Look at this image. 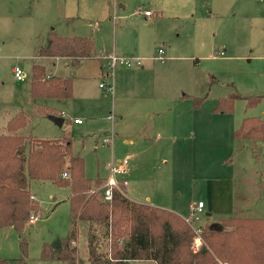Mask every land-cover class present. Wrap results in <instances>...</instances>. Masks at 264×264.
<instances>
[{
	"label": "rangeland",
	"instance_id": "rangeland-1",
	"mask_svg": "<svg viewBox=\"0 0 264 264\" xmlns=\"http://www.w3.org/2000/svg\"><path fill=\"white\" fill-rule=\"evenodd\" d=\"M54 33L91 37L97 56L79 67L70 58L34 59ZM159 49L165 61L155 59ZM110 51L146 62L130 71L118 66L104 80L100 56ZM34 64L73 79V98L51 101L65 112L61 127L31 116ZM16 66L25 73L23 82L15 79ZM103 82L113 92L100 89ZM232 94L241 96L233 110L218 111L219 100ZM255 97L262 99L250 102ZM20 110L29 121L19 133L70 138L88 178H105L112 160L128 159L129 198L135 201L183 219L202 201L196 225L206 213L209 224L235 215L264 217V143L241 147L234 140L245 118L264 119V0H0V135ZM32 192L41 214L22 232L0 228V255L19 259L20 239H26L28 264H66L44 261L42 254L73 230L70 189L33 182ZM88 227L82 224L72 243L81 264H90Z\"/></svg>",
	"mask_w": 264,
	"mask_h": 264
},
{
	"label": "trees",
	"instance_id": "trees-1",
	"mask_svg": "<svg viewBox=\"0 0 264 264\" xmlns=\"http://www.w3.org/2000/svg\"><path fill=\"white\" fill-rule=\"evenodd\" d=\"M35 57L70 58L78 67L83 60L96 57L91 37H59L51 34L48 44L40 47ZM73 79L48 74L46 67L34 64L31 71V97L34 101L70 100ZM240 95L221 98L218 111L228 113ZM255 97L250 102H258ZM37 103L32 116L61 118L56 108ZM29 118L23 112L12 117L6 134L0 135V228L14 227L22 232L30 218L41 214V207L32 192L33 182H52L58 187H69L73 230L62 242V247H46L42 260L81 264L78 250L72 245L82 224L87 231V258L90 264H129L152 261L155 264H264V217L233 216L213 224L199 225L202 245L194 249L196 234L176 213L136 203L118 191L106 201L99 189L104 178H88L85 159L75 155L69 139L43 140L23 136ZM66 122V120H65ZM234 140L242 147L246 141L264 143V119L245 118L234 132ZM67 177H64V174ZM123 190L126 187L123 186ZM208 219V218H207ZM22 256L0 264H28L27 240L20 239Z\"/></svg>",
	"mask_w": 264,
	"mask_h": 264
},
{
	"label": "built area",
	"instance_id": "built-area-1",
	"mask_svg": "<svg viewBox=\"0 0 264 264\" xmlns=\"http://www.w3.org/2000/svg\"><path fill=\"white\" fill-rule=\"evenodd\" d=\"M145 15L152 16L153 13L149 10H146ZM157 54L158 55L155 56V59H159L161 61L166 60L165 51L163 49H159ZM100 59L108 61L107 71L109 72L107 73V78L112 77L113 71L118 66H121L123 68H130V69L140 68L143 66V61H144L142 58H139V57H135V58L118 57L115 54L101 55ZM13 73L17 81H23L25 79V73L18 66L14 67ZM100 87L105 88L106 91L108 92H112V88L110 86L107 87L106 83L100 84ZM74 122L76 124H82L81 120H75ZM127 165H128V159H125L123 161L112 160V162L110 163L109 178L106 180L105 184H103V186L99 189L103 198L106 201H109L113 198L114 191H118L123 196H126L125 191L123 190V186L125 187L128 186V181L125 178L126 173H127ZM63 176L67 177V174L65 173ZM204 208H205V204L202 201H199L197 204H193L191 206V209H192L191 216L185 219L187 224L191 226V228L194 230L196 234V240L194 242L195 250H198L200 246L202 245V238H201L202 230L199 226L200 224L196 225V223H199L202 221L201 218L204 214ZM36 220L37 218L32 216L30 218V223H34L36 222Z\"/></svg>",
	"mask_w": 264,
	"mask_h": 264
},
{
	"label": "crops",
	"instance_id": "crops-1",
	"mask_svg": "<svg viewBox=\"0 0 264 264\" xmlns=\"http://www.w3.org/2000/svg\"><path fill=\"white\" fill-rule=\"evenodd\" d=\"M148 17H151V16H148ZM101 51V50H100ZM124 52V51H123ZM106 54L105 55H108V54H115V55H117L118 57H126V56H131V55H129V53H127V52H124V53H116V52H105ZM33 58L34 59H41V60H43V61H47L48 59L47 58H41V57H35V55L33 56ZM129 58H135V57H129ZM57 60H59L58 58H55V59H52V61H51V63H54L53 61H57ZM145 60V59H144ZM84 61V60H83ZM82 61V62H83ZM103 62L100 64L101 65V67H102V69L104 70V76H103V78H104V80L106 79V77H107V73L109 72V71H107L108 69H107V67H108V61H106V60H102ZM81 62V63H82ZM145 62H146V60H145ZM81 63H80V65H81ZM40 65H44V64H40ZM65 65L66 66H69L68 65V63H65ZM79 65V66H80ZM45 66V65H44ZM78 66V67H79ZM46 67V66H45ZM13 69H14V67H13ZM135 69H140V68H135ZM46 70H47V68H46ZM124 70H131V69H124ZM100 74H101V72H99ZM48 74H50L51 75V73H48ZM113 74V73H112ZM53 76H55V75H53ZM24 81V80H23ZM23 81H19V82H23ZM104 83V82H103ZM99 88L100 89H105V88H101L100 87V85H99ZM106 90V89H105ZM112 92H113V89H112ZM29 98L27 99V102H29V105L31 106V108H32V111H31V116H32V114H33V111L35 110V104H36V102L37 103H40L39 101H34L33 99H32V97H31V85H30V89H29ZM74 96V95H73ZM73 96H72V98H73ZM49 101V100H48ZM51 101L52 100H50L49 102H48V104L46 105V106H50V107H53V108H56L57 110H58V108L57 107H54L52 104H51ZM55 101H61V100H55ZM62 102H64V101H62ZM46 106H44V107H46ZM21 112H23L24 114H25V111H22V110H20V111H18V112H16L12 117H14L16 114H18V113H21ZM61 112V111H60ZM65 112H61V114H62V116H61V119H63V121H64V123H63V125L67 122V119H65V117H64V114ZM66 114H68V113H66ZM27 115V114H26ZM11 117V118H12ZM10 118V119H11ZM29 118V117H28ZM9 119V120H10ZM8 120V121H9ZM51 120H53L54 121V119H51ZM65 120H66V122H65ZM77 120V119H76ZM8 121H7V123H8ZM75 120H73V123L75 124V125H79V124H76L75 122H74ZM7 125V124H6ZM62 125V126H63ZM6 127V126H5ZM181 130H183V127L182 128H180L178 131H181ZM180 134H178V136H179ZM63 139H69V140H71L70 138H68V137H66V138H62V139H57V140H63ZM71 142H72V140H71ZM73 146V145H72ZM128 164H129V161H128ZM109 165H110V163L108 164V169H109V171H110V168H109ZM127 174H128V170H127V173H126V179L128 180V177H127ZM109 175L110 174H108V176H106L104 179L105 180H107L108 178H109ZM129 181H128V186L126 187V190H125V194H126V196L129 198ZM35 197H36V195H34ZM131 201H133V202H136V203H142V202H138V201H135V200H133V199H131V198H129ZM36 200H37V197H36ZM144 204V203H143ZM205 207H206V205H205ZM205 209V208H204ZM211 214L210 213H206V217L209 219V218H211ZM222 219V218H221ZM207 219H205V221H206ZM219 220V219H218ZM217 220V221H218ZM204 221V222H205ZM204 222H202L201 224H204ZM200 224V225H201ZM136 262H142V263H146V264H155L154 262H152V261H134V262H130L129 264H132V263H136Z\"/></svg>",
	"mask_w": 264,
	"mask_h": 264
},
{
	"label": "water",
	"instance_id": "water-1",
	"mask_svg": "<svg viewBox=\"0 0 264 264\" xmlns=\"http://www.w3.org/2000/svg\"><path fill=\"white\" fill-rule=\"evenodd\" d=\"M54 122H55V124L56 125H58V126H62L63 125V123H64V121H63V119H61V118H55L54 119ZM52 247L54 248V249H59V248H61L62 247V242H61V240L60 239H57L53 244H52Z\"/></svg>",
	"mask_w": 264,
	"mask_h": 264
}]
</instances>
